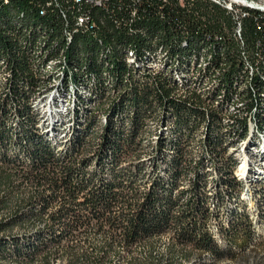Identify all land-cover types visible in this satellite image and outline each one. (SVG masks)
I'll return each instance as SVG.
<instances>
[{
    "label": "trees",
    "instance_id": "obj_1",
    "mask_svg": "<svg viewBox=\"0 0 264 264\" xmlns=\"http://www.w3.org/2000/svg\"><path fill=\"white\" fill-rule=\"evenodd\" d=\"M46 2L0 0V264L264 256V234L242 209L218 225L226 248L211 230L209 195L220 182L243 187L238 159L228 155L212 188L205 172L247 138L248 118L264 129V12L240 8L243 56L233 20L208 0ZM80 15L92 26H77ZM59 80L63 94L76 90L63 152L33 107ZM145 139L154 145L143 159Z\"/></svg>",
    "mask_w": 264,
    "mask_h": 264
},
{
    "label": "rangeland",
    "instance_id": "obj_2",
    "mask_svg": "<svg viewBox=\"0 0 264 264\" xmlns=\"http://www.w3.org/2000/svg\"><path fill=\"white\" fill-rule=\"evenodd\" d=\"M46 98V99H45ZM49 98H51V93H46V95L44 94L42 96V100H39L36 104V112L38 113L36 116V121L39 124V127L43 130V132L49 134L47 132V128H45V125L48 124L50 125V121L51 119L49 118V112L51 109L52 112V108L51 105H49ZM46 101V102H45ZM45 102V103H44ZM50 106V107H48ZM53 106V105H52ZM56 106V105H55ZM58 107V106H57ZM55 107V108H57ZM60 108V107H58ZM56 110V109H55ZM62 116V115H61ZM62 118V117H61ZM16 119V118H15ZM59 124V123H56ZM15 126V125H14ZM61 126L66 127V122H64L61 124ZM47 127V126H46ZM74 127V119H73V126L69 125L67 127L66 133L67 135H65L66 137H63V135L59 136V140H61L60 144V151L63 152L66 148V141L71 137V133H72V128ZM49 129V128H48ZM51 129V127H50ZM201 132V130H200ZM70 134V135H68ZM197 140L194 139L192 140L191 145L188 147V150L191 151V153L194 154L193 158L194 160L197 159L198 157L196 155L197 152L201 149V147L197 144L196 142ZM144 147L143 149H141V154L144 158L148 157V154H150V152L152 151V146L154 145V140L153 139H145L144 141ZM261 150L264 152V142L261 144ZM261 152V155H264V153ZM247 153V151L245 152ZM11 154V153H10ZM231 154L232 157L238 159L239 157H243L245 158V154L242 150H239L238 148L235 149L233 147H228L227 149V155H223L221 156L222 159H218V166H206L205 167V172L207 174V185L209 188L214 187V182L215 181H220L221 180V173L222 176L225 177L226 175L229 174V170L231 167L230 162L228 159H226L228 157V155ZM244 154V155H243ZM225 156V157H224ZM258 163V164H257ZM257 163L255 164L254 168L255 171H257L258 173H260L261 178L259 179H264V163L263 160L261 159H257ZM221 164L222 167H225V172L223 171H219L218 169L221 168ZM163 165L165 166V163H163ZM146 170L145 172L148 171V169L150 168L149 163L146 161ZM193 175L189 174L188 177L186 178L185 182L188 183L189 178H192ZM223 180V179H222ZM258 180V179H257ZM256 180V181H257ZM258 184H260V181H257V183L255 181H252V183L248 184V188H245V183H243V187H240L238 185H234V187L231 189V191L228 193L226 191V187L224 185V183H221L218 185L217 190L219 192V197H214L213 195H209L210 196V200H211V204H215V210H216V221H212L211 223V230L218 242V244L222 247V248H226L227 246L225 245L226 243L224 242V240L222 239L221 235H220V229L218 225H225L227 224V222L232 218V216L236 213V212H240L242 210H244L245 212H247L253 219L256 221V225L258 227H256V229L258 228L259 232L258 234H264L262 233L263 230L261 229L262 226L264 225V197L262 195H258V193L256 192V189L258 187ZM247 189V190H246ZM211 190V189H210ZM242 209V210H241ZM257 230V231H258ZM98 241H100V238H97ZM168 243V236L167 235H163L158 239V246L160 248V250L164 249V246ZM137 254V256H140L142 253L141 249H138V247L136 249H134L133 254ZM123 260L122 259H116L114 260V264H122ZM264 264V256L262 255V253L260 251H257V255H255L254 253H246V256L244 257H228L226 259H223L220 262H215L213 261V259L209 258V257H205L202 259H191L190 261H187L183 264ZM33 264H42L39 261H35ZM50 264H64L62 260H58V261H53ZM178 264V262H177Z\"/></svg>",
    "mask_w": 264,
    "mask_h": 264
},
{
    "label": "bare ground",
    "instance_id": "obj_3",
    "mask_svg": "<svg viewBox=\"0 0 264 264\" xmlns=\"http://www.w3.org/2000/svg\"><path fill=\"white\" fill-rule=\"evenodd\" d=\"M248 2H249V0H241V3L236 4V11H238V13H241L240 8H243V7H245V9L246 8L250 9V4H248ZM252 9L256 10V11L264 12V10H262L261 8H252ZM78 18H80V16ZM240 44H242V43H240ZM128 61L129 62H134V59H133V57L131 55H130V58L128 59ZM52 63L53 62L49 61L48 62V66H50ZM151 65H152L151 67H153V63ZM59 75H60V73H59ZM60 80H61V78H60ZM60 80L54 82L55 85H54L53 89H51L50 91L46 92L47 94L51 93V98H49L48 100H49V105H51L52 112H51V109H50V112L48 113L49 114V118L51 119L50 125H48V124L45 125V128H47V132L49 133L48 134L49 137H51L53 139L55 138L56 142L58 141L57 142L58 143L57 144V150L58 151L61 148L60 144H59L61 142V140H59L60 139L59 136L63 135V137H66L65 135H67V133H66L67 127L69 125L73 126V119H74V113H75L74 109H76V108H74V104H73V102H74L73 100H74V97L76 95L75 87H73L74 85L70 86V93H66L64 91L65 93L63 94ZM79 89H81V88H79ZM46 93H44V94L46 95ZM42 96L39 99L36 100V102L33 105V107H36L37 102L39 100H42L41 99ZM57 106L60 107V108H58ZM48 107H50V106H48ZM55 107H57V108H55ZM63 120H64V122H66V125H67L66 127L61 126V124L63 123ZM56 123H59V124H56ZM247 126H248V128H247L248 129V136H247V138L245 140H243L242 142H240L238 144V149L239 150L243 149V152L245 154V158H243L242 156L238 158L236 176L239 178V180L241 182L246 184L245 188H248V184L252 183V181H255L256 183H257V181H260V184H258V187L256 189V190H258L259 187L262 186L261 184H264V179H259V178H261V175H260V173L255 171L254 166L257 163V159L258 158L263 160V163H264V155H261V152H263L261 150V144L264 142V129H261V128L257 127L255 121L252 118H248ZM50 127H51V129H50ZM68 135H70V134H68ZM246 151H247V153H245ZM262 187H264V185Z\"/></svg>",
    "mask_w": 264,
    "mask_h": 264
},
{
    "label": "built area",
    "instance_id": "obj_4",
    "mask_svg": "<svg viewBox=\"0 0 264 264\" xmlns=\"http://www.w3.org/2000/svg\"><path fill=\"white\" fill-rule=\"evenodd\" d=\"M56 0H47V2L40 6V9L44 10L45 7L50 6ZM107 0H72V4L76 6L80 5H90V6H103ZM134 3L140 0H129ZM180 4L183 2H193L195 0H178ZM212 5L221 8L224 10L233 20V39L235 43H242V50L239 51V54L243 56H247L246 53L249 51L246 47V43L243 37V24L242 20L248 17L249 13H238L236 11V4L241 3V0H208ZM248 4H250V11L252 8H261L264 10V0H249ZM75 24L80 26L83 29H87L88 25L92 26V21L85 18V15H80V18L75 19ZM71 36V34L69 33Z\"/></svg>",
    "mask_w": 264,
    "mask_h": 264
}]
</instances>
